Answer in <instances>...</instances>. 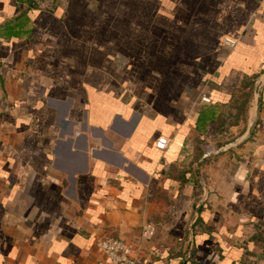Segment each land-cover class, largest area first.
<instances>
[{
	"label": "crops",
	"instance_id": "1",
	"mask_svg": "<svg viewBox=\"0 0 264 264\" xmlns=\"http://www.w3.org/2000/svg\"><path fill=\"white\" fill-rule=\"evenodd\" d=\"M30 3L0 0V264L149 222L137 264H264V0Z\"/></svg>",
	"mask_w": 264,
	"mask_h": 264
},
{
	"label": "built area",
	"instance_id": "2",
	"mask_svg": "<svg viewBox=\"0 0 264 264\" xmlns=\"http://www.w3.org/2000/svg\"><path fill=\"white\" fill-rule=\"evenodd\" d=\"M225 44L234 47L237 41L231 38L226 39ZM200 100L204 103H211V98L202 95ZM169 139L160 137L155 145L160 150H166L169 146ZM155 226L152 222L147 223L142 229V240L139 243H131L121 238H109L100 242V248L110 261V264H137L139 253L142 249L141 245L145 240H149L155 233ZM189 256L186 257L188 259Z\"/></svg>",
	"mask_w": 264,
	"mask_h": 264
},
{
	"label": "trees",
	"instance_id": "3",
	"mask_svg": "<svg viewBox=\"0 0 264 264\" xmlns=\"http://www.w3.org/2000/svg\"><path fill=\"white\" fill-rule=\"evenodd\" d=\"M26 1H30L31 2L30 4L33 5V6H35V5L39 4L40 2H42L43 0H26ZM242 94L244 96L248 97V93L247 92H243ZM243 111H244V106H240V108H239V114H242ZM229 122H232V121H229Z\"/></svg>",
	"mask_w": 264,
	"mask_h": 264
}]
</instances>
